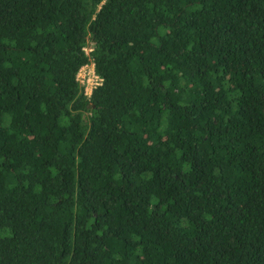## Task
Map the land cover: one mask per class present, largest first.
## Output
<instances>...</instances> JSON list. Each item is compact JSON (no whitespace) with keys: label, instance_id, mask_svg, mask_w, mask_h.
Masks as SVG:
<instances>
[{"label":"trees","instance_id":"1","mask_svg":"<svg viewBox=\"0 0 264 264\" xmlns=\"http://www.w3.org/2000/svg\"><path fill=\"white\" fill-rule=\"evenodd\" d=\"M0 264H264V0H0Z\"/></svg>","mask_w":264,"mask_h":264},{"label":"built area","instance_id":"2","mask_svg":"<svg viewBox=\"0 0 264 264\" xmlns=\"http://www.w3.org/2000/svg\"><path fill=\"white\" fill-rule=\"evenodd\" d=\"M92 47L85 46L84 51L86 54L92 50ZM76 80L82 88L83 94L87 97L90 96L92 90L100 85L103 81L102 77L95 71V64L92 58L89 57L88 62L82 65L77 73Z\"/></svg>","mask_w":264,"mask_h":264}]
</instances>
